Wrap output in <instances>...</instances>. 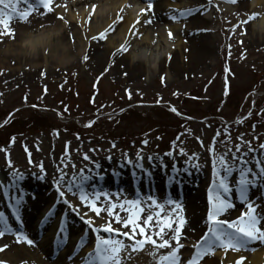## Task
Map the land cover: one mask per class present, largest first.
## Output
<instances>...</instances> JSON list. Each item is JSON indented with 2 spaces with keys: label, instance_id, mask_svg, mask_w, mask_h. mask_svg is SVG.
Segmentation results:
<instances>
[{
  "label": "rangeland",
  "instance_id": "374dc122",
  "mask_svg": "<svg viewBox=\"0 0 264 264\" xmlns=\"http://www.w3.org/2000/svg\"><path fill=\"white\" fill-rule=\"evenodd\" d=\"M36 1L38 5V0ZM47 1L49 2V0ZM133 1L143 5L142 12L146 19L151 12L147 5L157 0ZM242 1L249 5L253 3V8L249 11L248 7L240 3ZM48 2L47 4H49ZM157 3L160 1L158 0ZM172 3L175 5L167 8L161 4L158 12L165 14V19L168 16L174 17L173 19L179 28L181 27L180 29L189 30L190 25L187 24V21L191 19V16L198 17L200 20H208L203 27L205 31L201 33V40L206 37L211 42V53L203 57L201 64L191 65L190 55L187 56L185 62L179 58L181 64L173 66L171 73L168 72V68L160 70L154 66L157 68L155 74H145L134 81H130V78L125 77L124 73H121L120 76L117 73L115 76L112 71L117 59L128 53L136 54L134 46L137 43L142 45L144 43L140 36L134 35L133 38H130L126 43L127 47L118 51L117 55L109 57L105 55L100 68L90 66L88 59L104 53L106 47L108 49L109 44L105 39L97 40L95 42L97 48L94 50H90L88 47L81 53L79 49L72 53L71 60L76 64L74 70L67 67L54 75L44 77L45 80H30L15 78L12 75L3 77L14 68L8 64L6 59L11 55L8 53L9 48L12 49L11 42L6 43L5 30L0 29V171L11 173L16 169L23 174L32 175L36 179L40 175V169L36 165L42 164L46 174L43 178L44 185L41 186L40 191L49 189L51 194L47 198L51 202L52 198L58 197L52 184L53 176L56 175L55 168L60 166V158L66 151L70 157V160L66 161V171L69 174L74 170L79 171L85 165H87L86 172L94 169L96 171L97 164L100 167L103 162H107L109 164L107 168L113 170L118 167L122 169L126 167V170L124 168L120 170L122 172H119L122 176H125L129 169H134L125 160V154L128 159L135 160L137 151H140L144 168L148 167L158 174L157 177H162V179H158L161 182L157 184L163 186L166 182L163 176L166 175V171H170L174 162L179 169L185 167L183 161L188 156L179 152V148L182 147L189 155L195 152L199 154V157L198 160L193 158V165L187 172L179 173L181 177L185 176L184 180H181L182 185L171 184L170 195L166 198L170 197L179 201L181 207L187 209L191 200L190 198L188 201L187 197L196 195L195 197L199 198L197 203L201 202V205L206 207L207 213L208 189L213 181L208 152L210 145L217 153H223L227 149L234 150V146L239 143L241 151L248 152L246 142H250L251 147L256 149L257 157L264 160V152L259 149V145L264 143V32L262 36L256 35L251 39L249 28L250 25L263 19V15H258L262 7L257 3V0H173ZM59 5L60 2L54 8ZM11 6L13 5H4L6 13L3 17L4 20L8 19ZM89 6L90 8L95 7L87 5L85 9H88ZM32 11L25 8L24 15L31 17L33 16ZM122 11L125 16L128 15L131 12L129 4ZM16 20L19 18H14L10 24H15ZM162 23L170 28L168 21ZM64 26L70 27L71 25L65 21ZM47 29L48 27L42 31L46 33ZM76 29L79 30L81 41L87 42L88 36L85 32L82 33L79 23ZM167 31L166 51L169 49L172 52H178L186 39L179 43L172 38L173 29L170 28ZM116 32L114 41L118 48L122 43L117 40L119 37ZM154 32L158 33V31ZM185 37L188 38L190 35L187 33ZM250 40H252V45L256 41L259 43L251 46ZM160 41H158L159 44ZM133 42L136 43L134 46ZM78 44L77 42L76 45ZM164 47L161 45L156 53L164 55ZM42 67L39 66V69ZM51 68L57 70L55 65H52ZM173 108L176 109L175 112L172 110ZM182 119L186 122L183 123ZM88 121H93L91 126H85ZM225 129H227L228 139L225 138ZM217 132H219L218 136ZM13 137L14 141L11 140ZM144 139L148 140L147 144L141 143ZM173 142H175L174 155L169 157L165 153L171 149ZM6 153L7 158L12 161L11 167L6 163ZM83 154H87L90 159L84 160ZM149 156H153L151 162H149ZM156 156L162 158L166 165L164 169L161 168L160 161L155 159ZM252 156L253 153L248 152V158L251 159ZM29 159L32 161L31 164ZM196 163H199V168L194 166ZM73 165H75V169H73ZM90 173L93 174L92 177H96L93 172ZM114 175L115 173H111L110 176L115 177ZM184 182H188L189 185L183 184ZM257 183L264 184V180L258 178ZM186 185L189 188H186ZM17 189L28 193L34 192V189H30V185L27 187L23 180L19 182ZM130 190L133 192L135 190V193L138 191L137 188L132 187ZM109 191L113 197L119 194L120 200L132 197L124 191ZM0 192L3 193V189ZM147 195L148 193L142 194L140 199L143 200ZM249 197L256 204V213L264 216V189L253 187L249 192ZM66 198L73 205L80 203L77 196L72 193L69 196L66 193ZM10 203L11 200L0 193L2 210L4 207L8 209L7 219L9 223L14 224ZM104 203L107 204L106 201ZM57 204L61 205L57 206V212H60L57 216L53 214L54 217H49L48 222L49 219L58 220L57 225L59 226L60 216L63 215L62 218L65 220V229L62 233L63 241L64 239L66 241L71 235L66 227L67 221L75 219L74 223L83 224L82 230H75L76 232L73 233L81 244L77 250V242H73L72 249L75 248L78 251L74 258L91 252V247L89 249L87 247L91 244L94 246L96 238L91 227L86 226L83 220L72 213L63 202L57 201ZM21 207L20 217L23 213V206L21 205ZM124 207L128 208L129 206L124 205ZM79 210L82 213L86 212L88 217L92 216L95 226L110 223L112 228L117 227L122 232L129 231L132 235L130 226L120 225L104 210H101L99 216L83 205ZM117 211L121 218H126L125 211L119 208L113 209L114 213ZM149 211L152 209L145 201L144 211L140 213L141 220L137 222L141 227H143V218ZM241 211L246 212L247 209L240 202L234 201L233 206L219 218L231 220L238 217ZM182 212L185 217V211L182 210ZM206 213L202 219L201 227L197 228L199 226L197 224L192 228L195 235H181L179 242L182 247L178 250L180 261H186L191 257L194 252L193 246L205 233L208 225ZM261 222H264V219L259 221V223ZM189 224V220L186 219L181 233L187 226L190 229ZM256 226L261 228L258 224ZM45 227L47 228V226ZM46 228L42 226L38 231L40 233L45 229L43 233L39 234L38 242L41 241L44 244L47 242L44 234L50 232L51 229L46 230ZM151 231L145 229V236L150 235ZM85 232L86 242L84 241ZM100 235L107 236L108 234L101 231ZM164 238H168L167 233ZM123 239L126 245L132 243L128 238ZM135 239H142L138 228L135 232ZM153 239H156L157 243L160 242L156 236H153ZM30 245L28 246L32 250L36 249L34 244ZM170 245L174 247L175 241H171ZM171 247L159 248L146 243L143 248L138 250L131 248H128L126 252L122 250V264H159L160 256L171 251ZM256 252L264 254V241L261 239L252 240L248 242L247 246L237 249H224L217 246L211 254H204L200 259L206 257L218 260L224 255H239L246 259ZM65 264L68 263L65 262Z\"/></svg>",
  "mask_w": 264,
  "mask_h": 264
},
{
  "label": "bare ground",
  "instance_id": "6f19581e",
  "mask_svg": "<svg viewBox=\"0 0 264 264\" xmlns=\"http://www.w3.org/2000/svg\"><path fill=\"white\" fill-rule=\"evenodd\" d=\"M157 1L150 3L151 5H147L150 7L151 12L150 16L144 19L145 14L143 15L142 12L143 5H140V3L133 0H49V2H47L49 3L48 7L51 10H46L43 6L39 4L37 5L36 0H29L30 3L35 5V8L32 9L33 16H25L24 19L16 20L15 24H10V29L12 31L11 35L7 34L6 31L4 33L7 35L5 39L6 43L11 42L12 46V49L9 48L10 50L8 51L11 55L6 59L8 60V64L14 69L3 77H10V75H12L15 78L45 80L44 77L54 75L57 72H60L63 68L66 69L68 67L69 69L74 70L76 68V64L71 60L70 55L75 53L77 49H79L80 53L88 47L90 50H94L97 48L95 42L100 39H105L109 44L108 49L106 47L104 53L95 55L88 59L90 66L100 68L103 65L101 61H103V57L105 55H108V57L111 55H117L118 51L127 47L126 43L130 38H133L134 35L141 37L142 41H144V46L133 42V46L136 44L134 46L136 48V54L131 55L128 53L115 61L114 69L112 71L115 76H117V73L119 76L121 73H124L126 74L125 77L130 78V81H134L145 74H155L157 68L154 66H157L160 70H166V68H168V72L171 73L173 66L181 64V60L179 58L183 59V62H185L187 56L189 55L191 57V65L194 63L201 64L203 57L211 53V42H209L206 37H203L204 39L201 40V33L205 31L203 27L206 25L208 20H200L198 17L191 16V19L187 21V24L190 25L189 30L180 29L181 27L179 28V25L173 19L174 17L168 16L167 19H165L166 15L162 12H158L161 4H163L162 6L166 8L173 7V5H175V3H172L173 0H159L160 3H157ZM59 2L60 5L54 8V6ZM240 3L248 7L249 11L253 8V3L250 5L243 1ZM257 3H259L262 7V10L258 12V15H263V19L249 26L251 39L255 38L256 35L262 36L264 32V0H257ZM128 4L131 12L125 16V13L122 10L126 5L128 6ZM87 5H94L95 7L90 8L89 6L88 10L85 9ZM11 7L13 8L15 6L13 5ZM21 7L25 6L21 5ZM152 11H154L153 14ZM64 20L68 21V24L71 26L65 27ZM165 20L168 21V26H170V28L174 31L172 38L175 41L180 43V41L186 39V41L184 40L183 46H180L178 52H172L169 49L166 51V45L168 43L167 29L170 28L166 27V25L162 23L167 22ZM78 23L80 24L82 33L85 32L88 36V41L85 43L79 38V30L76 29ZM47 27L48 29L46 30V33H44L42 30ZM154 31H158V33H155ZM115 32L119 37L117 40H120L119 42L122 43L118 48V45L116 46V42L114 41L116 37H114ZM49 33L54 34L51 35L50 40H48L45 45L50 49V52L46 55L44 47H41L38 43H36L34 38L38 36H47ZM187 33L190 35L188 38L185 37ZM30 40L33 41L35 51H33L32 45L24 46V43ZM158 41H160L161 45L165 46L164 55H160L159 52L156 53V50L159 51V47L161 46ZM251 41L252 40L249 41L251 46H255L256 43H259V41H256L253 42L252 45ZM77 42L79 43L78 45H76ZM75 55L77 56L78 54ZM52 65L57 66V70H53L51 68ZM39 66L43 67L39 69ZM44 69L46 70L44 71ZM107 166H109V164L107 162H103L102 165L96 169V171L95 169L90 171L93 172L96 177H92L93 174L89 172L90 179L87 182V186L91 187L94 185L96 190L100 192L110 193L109 190H118V192H122L123 189L121 186L125 187L123 184L126 183V178L123 177L122 183L119 184V179L118 181H114V179L107 178V175L110 176L111 173L122 172L120 170H123L124 168L126 170L127 168L124 167L122 169L121 167H118L113 170L112 168H107ZM145 168L149 169L148 167ZM140 173L143 174H138V176H144L142 182H147L145 180H151V182H148L149 186H155L156 183H159L158 179H162V177L155 176L156 174L154 172H150V176H146L143 171ZM167 173H169V171H167ZM10 174V172L6 173L5 171H0V180H2L5 185L10 183ZM130 174L131 177L134 176L133 171H131ZM183 177L185 176L182 175L181 177L178 175L177 183H182L181 180H184ZM5 178H7V180H5ZM32 178H34V181H32ZM22 180L26 182L27 187L30 185V189H34L33 193L23 191V213L20 217L23 222H21L22 228L28 238L35 239L38 236L35 235L36 232L42 228V226H40V221L41 218L45 216V213L49 212V210L53 207L54 216H57L60 212H57V206H61L57 204V201L60 200L56 197V199L52 198L50 202V199L47 197H49L51 191L49 189L40 191L41 186L44 185V181L43 179H40V175L35 179L32 175L24 174V179ZM185 183L189 185L188 182H184L183 184ZM188 185H186V188H189ZM157 188H159V186H155V190ZM169 188L170 186L167 189ZM20 191L21 190L17 188L10 189L7 199L10 200L9 197L12 195H19ZM162 191H164V189L157 190V194L159 195L158 200H161L160 195L162 194ZM69 195L70 193H67V196ZM195 196L187 197L188 201L191 198L187 209L182 207V210L185 211V218L190 222V229L187 226L185 231L182 232V235L184 236H187V234L195 235V231L192 230V228L194 225L197 226V224L199 225L197 228H200L202 219L205 217L206 207L202 206L201 202L197 203V199L199 200V198ZM131 198L134 197L132 196ZM2 199L3 197L1 196V200ZM20 209H22V207H20ZM0 213L4 214L8 218V209L4 207L2 210L1 204ZM225 213L223 214L225 215ZM54 216L52 215L50 217ZM62 216L63 215L60 216V221ZM74 220L75 219H70L69 222L67 221L66 223V227L69 229L71 238L68 237L62 246L65 249H61V251L55 250L54 244H52L53 239L51 241L49 240V237L52 238L53 236L55 240L58 238V220L55 221L53 219H49V222L43 225L44 228L47 226L46 230H51L50 232L44 234L47 241L45 244L38 242L37 246V243H35L36 239L34 240L36 247L35 250H32V248L29 247L31 245L25 243L23 240L18 241L12 234L5 233L0 235V246H3L0 247V262H2V264H49L48 262H54L53 264H65V258H67L68 255L64 253L68 251L67 249L70 247L69 243L77 239V236L73 233L76 232L75 230H82L84 227L81 223H74ZM10 225L14 226L15 223H10ZM258 225L264 229V222L258 223ZM44 231L45 229L42 233ZM120 231L122 232V230ZM61 237H63L62 233L59 235V239H61ZM47 245L48 255L45 257L46 255L43 254V247L46 248ZM239 257L241 256L224 255L218 260L204 257L202 260L199 259L198 264H234L237 260H239V264H264L263 253L256 252L253 255L248 256L246 259L244 257L243 259H239ZM67 263L69 264V262ZM72 264L77 263L72 262Z\"/></svg>",
  "mask_w": 264,
  "mask_h": 264
},
{
  "label": "snow or ice",
  "instance_id": "6c2138e0",
  "mask_svg": "<svg viewBox=\"0 0 264 264\" xmlns=\"http://www.w3.org/2000/svg\"><path fill=\"white\" fill-rule=\"evenodd\" d=\"M38 3L46 10H51L48 7L47 0H38ZM5 4L14 5L8 12V19L4 20L5 16ZM24 5L25 7H21ZM29 11L35 8V5L29 2V0H0V29H3L7 34L11 35L10 22L14 18L24 19V9ZM87 59V57H85ZM174 112L175 108L172 109ZM93 121H88L85 126H91ZM55 131V130H54ZM219 132H217V136ZM225 138L228 139L227 129H225ZM239 139V138H238ZM14 141V137L11 138ZM11 142V141H10ZM142 144H147L148 140L141 141ZM202 143V142H201ZM248 144V152L253 153L251 159L248 158V152H242L240 144L234 146L233 149H227L223 153H217L213 146H209L208 152L210 154L209 161L212 166L213 181L211 187L208 189V209L206 213L207 229L203 236L194 247V252L186 261H180L179 249L182 247L180 244V237L182 235L181 228L186 222V218L182 215V207L179 201L172 198H165L162 201L158 200L154 195H147L143 200L140 199V195L137 192L134 198H125L120 200L119 194L113 197L108 192H100L96 190V187L86 185V182L90 179L89 172H86L87 165L83 166L79 171H73L69 174L66 171V161L70 160L67 151L62 154L60 158V166L55 168L56 175L53 176L52 184L54 190L57 192L58 198L62 201L67 208L78 216L86 226L91 227L95 234L94 250L86 253L82 258V264H122L121 252L127 251L128 248L132 250H138L144 247L146 243H150L159 248L171 247L170 242L175 241L174 247H171V251L163 255L159 259V264H198L199 259L204 254H211L215 247L224 249H237L247 246L248 242L256 239L264 241V230L257 227L261 219L264 216L256 213V204L253 199H250L249 192L253 187H259L264 189V184H258L257 179L264 180V160H261L256 155V149L251 147L250 142ZM115 145L113 144V147ZM261 152H264V143L259 145ZM175 150V142L172 143L171 149L165 153L169 157H173ZM91 151V150H90ZM179 152L188 156L183 161L185 167L179 169L174 162L171 166L170 173H166V180L169 184L177 182L178 175L181 171L187 172L189 167L193 165V158L198 160V153H191L190 155L185 152L184 148H179ZM84 160H89L87 154H83ZM149 162L153 160V156L148 157ZM155 159L160 161L162 169L166 167L161 157L156 156ZM125 160L134 169L142 170L146 176H150L149 169L144 168L142 163V156L140 151L136 153V159L131 160L127 158L125 154ZM6 163L9 167L12 165V161L7 158ZM29 163L32 161L29 159ZM40 169V179L44 178L46 170L42 164L36 165ZM199 168V163L194 165ZM96 167H99L97 164ZM75 169V165H73ZM102 175V174H101ZM135 176L136 173L133 172ZM11 180L7 185L0 181V189H3V194L8 195L10 189L18 188L19 182L24 179V174L19 170L14 169L10 174ZM66 193H72L77 196L79 204L73 205L71 201L66 198ZM11 203L9 205L11 209V216L15 220L17 227L14 228L10 225L7 217L0 213V235L9 233L19 241L23 240L27 244H32L33 241L27 237L24 233L22 224L20 221V207L23 203V191H20L19 195H12L9 197ZM107 202L105 205L104 202ZM147 202L148 207L152 209L143 218V227L140 226L138 221L141 220L140 213L144 211V202ZM240 202L247 211H241L240 215L234 219H220L221 214L225 213L233 206V202ZM99 202V203H98ZM83 205L90 211L96 213L99 216L101 210L107 212L109 217H114V220L122 226H130L132 229V235L129 231L121 232L119 228H112L110 223H105L100 226H95L91 217L87 216L86 212H81L79 209ZM124 205H128L125 208ZM119 208L127 213L126 218H121L119 211L113 212V209ZM54 214V207L49 210L48 213L40 221V226L48 222V218ZM154 222V223H153ZM139 229V235L142 239H135L136 229ZM65 220L62 218L58 229V238L54 241V248L57 250L62 246V240L59 239V235L64 232ZM145 229H150L151 234L145 236ZM103 231L107 233V236L100 235ZM168 234V238H164L165 234ZM115 234V235H113ZM259 234V235H257ZM153 236L159 238V243ZM123 238H128L132 241L130 245H126ZM84 241L86 242V232L84 234ZM81 246L80 242H77L76 249ZM3 247V246H0ZM240 259H243L242 257ZM2 264V262H0ZM234 264H239V260Z\"/></svg>",
  "mask_w": 264,
  "mask_h": 264
},
{
  "label": "clouds",
  "instance_id": "9594fccd",
  "mask_svg": "<svg viewBox=\"0 0 264 264\" xmlns=\"http://www.w3.org/2000/svg\"><path fill=\"white\" fill-rule=\"evenodd\" d=\"M54 33H49L47 36H38L35 37V42L38 43L41 47H44V52L47 55L50 52V49L48 47H46L45 45L47 44L48 40H50L51 35H53ZM33 46V51H35V46L33 44V41H26L24 43V46Z\"/></svg>",
  "mask_w": 264,
  "mask_h": 264
}]
</instances>
